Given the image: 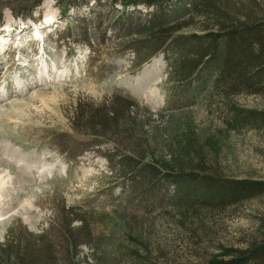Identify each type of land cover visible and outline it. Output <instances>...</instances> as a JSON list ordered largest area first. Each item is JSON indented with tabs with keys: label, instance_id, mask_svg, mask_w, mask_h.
Segmentation results:
<instances>
[{
	"label": "rangeland",
	"instance_id": "rangeland-1",
	"mask_svg": "<svg viewBox=\"0 0 264 264\" xmlns=\"http://www.w3.org/2000/svg\"><path fill=\"white\" fill-rule=\"evenodd\" d=\"M215 4L181 36L264 25V0ZM121 12L110 0L66 13L57 0H0L1 264L41 247L44 264H210L264 238V196L214 211L174 204L168 186L143 195V167L264 182V125L240 119L264 113V94L202 86L207 71L182 81L168 50L136 69V37L112 27ZM109 111L120 124L104 126Z\"/></svg>",
	"mask_w": 264,
	"mask_h": 264
},
{
	"label": "trees",
	"instance_id": "trees-1",
	"mask_svg": "<svg viewBox=\"0 0 264 264\" xmlns=\"http://www.w3.org/2000/svg\"><path fill=\"white\" fill-rule=\"evenodd\" d=\"M90 0H57L64 13L70 7L87 4ZM122 7V12L113 21V29L120 36L136 37L131 49L133 64L141 69L153 58L168 50V64L173 75L184 81L189 76L207 71L202 86L209 84L215 90L232 94H264V25H243L224 34L207 33L201 36L183 37V22L197 12L208 13L217 6L215 0H110ZM144 5L155 8V13L146 17L127 15L131 7ZM131 21H130V20ZM100 20V19H99ZM132 20H135L133 23ZM183 25V26H182ZM1 26V23H0ZM202 73V72H201ZM199 77V76H198ZM198 87H202V86ZM200 89V88H199ZM128 110L134 103L126 99ZM127 111V110H126ZM102 116L104 126L120 124V112L109 111ZM244 124L264 125V113L240 118ZM128 161V158L126 159ZM142 171V172H141ZM139 177V178H138ZM147 184L143 195L158 193L168 186L173 189L172 201L187 208L225 210L239 203L264 196V182L225 181L219 176L162 172L156 168H140L135 175ZM71 227V224H69ZM264 229V226H263ZM264 235V234H263ZM39 240V245L42 244ZM7 249V248H6ZM39 253L20 252L11 254L7 264H44L52 262L47 250ZM1 255L3 259L4 255ZM23 257V258H22ZM47 257V258H46ZM224 260L210 264H264V238L254 240L243 249H230ZM46 259V261L44 260ZM1 264V262H0Z\"/></svg>",
	"mask_w": 264,
	"mask_h": 264
},
{
	"label": "bare ground",
	"instance_id": "bare-ground-1",
	"mask_svg": "<svg viewBox=\"0 0 264 264\" xmlns=\"http://www.w3.org/2000/svg\"><path fill=\"white\" fill-rule=\"evenodd\" d=\"M40 33V32H39ZM148 70H146L144 73H143V76H145L147 74ZM137 79H135L136 81ZM146 96H149V97H152L154 95V93H147L145 94ZM6 180V179H5Z\"/></svg>",
	"mask_w": 264,
	"mask_h": 264
}]
</instances>
